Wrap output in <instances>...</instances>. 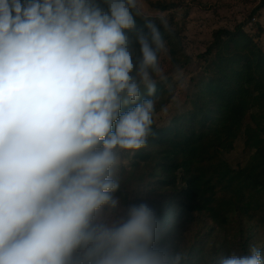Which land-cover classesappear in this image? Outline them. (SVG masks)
<instances>
[{
  "label": "clouds",
  "instance_id": "1",
  "mask_svg": "<svg viewBox=\"0 0 264 264\" xmlns=\"http://www.w3.org/2000/svg\"><path fill=\"white\" fill-rule=\"evenodd\" d=\"M166 51L139 0H0V264H187L154 206L115 195L154 135Z\"/></svg>",
  "mask_w": 264,
  "mask_h": 264
},
{
  "label": "trees",
  "instance_id": "2",
  "mask_svg": "<svg viewBox=\"0 0 264 264\" xmlns=\"http://www.w3.org/2000/svg\"><path fill=\"white\" fill-rule=\"evenodd\" d=\"M263 9L260 0L249 19ZM148 17L160 26L166 40L169 28L160 17ZM136 19L143 24L142 18ZM245 26L240 23L213 32V41L198 56L206 63L193 86L199 94L188 96L190 107L167 124L156 119L168 104L169 89L156 80L154 135L145 148L133 152L129 164L123 156L117 173L120 189L115 195L121 206L141 202L154 206L166 229L162 244L180 251L193 264L202 263L203 246L213 233L209 264L232 253L228 239L217 231L235 225L241 235L247 230L254 235L264 228V50L259 42L264 29L257 24L255 34H250ZM247 116L251 123H246ZM240 137L253 153L245 166L234 169L224 155L235 149ZM114 214L107 208L102 212L105 217ZM198 216L204 218L203 227H195ZM241 246L240 252L248 253L244 241ZM258 250L264 254V247Z\"/></svg>",
  "mask_w": 264,
  "mask_h": 264
},
{
  "label": "rangeland",
  "instance_id": "3",
  "mask_svg": "<svg viewBox=\"0 0 264 264\" xmlns=\"http://www.w3.org/2000/svg\"><path fill=\"white\" fill-rule=\"evenodd\" d=\"M259 2L260 0H139L146 16L162 17L167 21L169 28L165 40L167 51L162 53L159 59L162 73L156 75L155 79L169 89V98L168 104L158 114L157 121L167 124L175 114L190 107L188 96L195 91L199 94V89L193 86L196 85L195 81L201 76V69L205 68L206 63L198 56L202 55L213 41L215 30L233 29L240 23H246L245 29L250 34H255L257 24L264 29V9L256 18L249 19L251 12ZM163 4L168 5L169 8L160 10L158 6ZM259 42L264 50V32ZM246 123H251L249 116L246 118ZM252 153L253 151L246 148L244 139L240 137L235 143V149L225 154L224 159L232 168L238 169L245 166ZM123 156H125L124 163L129 164L133 152H126ZM196 219L195 227H203L204 218L198 216ZM217 232L228 239V248L237 254H244L240 252L242 241L247 244L248 250L250 246H255L257 249L264 247V228L254 235L253 232L247 230L245 236L238 232L235 225L231 230ZM215 237L216 232L208 237V244L203 246V257L200 264H204V261L209 264L213 260L210 249ZM177 247L180 248V246ZM262 259H264V254ZM213 263L214 261L211 262ZM187 264L193 263L187 262Z\"/></svg>",
  "mask_w": 264,
  "mask_h": 264
}]
</instances>
